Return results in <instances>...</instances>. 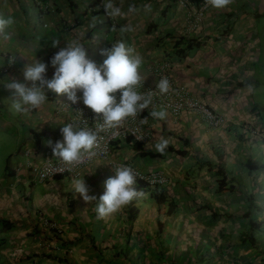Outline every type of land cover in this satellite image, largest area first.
<instances>
[{"label":"crops","instance_id":"crops-1","mask_svg":"<svg viewBox=\"0 0 264 264\" xmlns=\"http://www.w3.org/2000/svg\"><path fill=\"white\" fill-rule=\"evenodd\" d=\"M40 1L45 10L34 0H0V18L13 21L0 33V264H264V0L223 9L207 0H112L115 17L106 0ZM73 40L98 64L101 48L123 41L143 57L144 82L154 79L149 67L165 63L175 84L222 118L212 126L197 113L156 108L166 116H146L139 149L114 143L109 161L163 177L162 203L146 189L97 219L96 202L85 203L72 182L84 176L98 198L114 175L107 160L77 176L33 180L46 142L62 140L59 129L70 123L65 96L46 92L42 106L16 114L4 84L24 82L28 64L49 63ZM7 55L13 65L4 71ZM160 137L166 150L145 154L159 153Z\"/></svg>","mask_w":264,"mask_h":264},{"label":"clouds","instance_id":"clouds-1","mask_svg":"<svg viewBox=\"0 0 264 264\" xmlns=\"http://www.w3.org/2000/svg\"><path fill=\"white\" fill-rule=\"evenodd\" d=\"M232 0H207L215 9L226 8ZM104 9L110 16L120 15V9L114 7L112 0H106ZM13 23L11 18H0V33ZM121 28V31H130ZM58 41H53L57 47ZM99 55L102 61L97 62L87 57V51L79 40H73L51 57L49 63L34 60L23 70V81L14 76L4 88L13 97L11 110L16 114H24L31 109L42 106L46 100V92L64 95L71 104L82 103L84 108L100 117L102 123L96 130L87 126L78 127L66 123L60 127L62 140L53 143L48 140L53 157L59 158L64 164L75 166L85 158L96 156L94 149L98 145L99 132L119 127L128 118H135L139 112L151 103V94L138 91L142 77L140 68L143 57L123 41H116L109 47L101 48ZM53 69L52 75L47 76L48 68ZM156 87L161 94L167 93L170 83L167 77H162ZM83 108L78 112L83 115ZM150 115L158 120L166 116L164 110H153ZM146 122V121H144ZM169 140L160 137L154 148L163 153ZM136 172L131 166L118 165L114 175L104 181V191L97 198L89 195V187L82 178L73 180V190L78 193L85 203L96 202L97 219H104L128 205L132 200L142 195L134 187Z\"/></svg>","mask_w":264,"mask_h":264},{"label":"built area","instance_id":"built-area-1","mask_svg":"<svg viewBox=\"0 0 264 264\" xmlns=\"http://www.w3.org/2000/svg\"><path fill=\"white\" fill-rule=\"evenodd\" d=\"M186 2V0H180ZM38 9H46V5L40 0H34ZM200 15V11L197 12ZM13 65V57L11 55L6 56V62L2 67V70H7L8 67ZM165 63L159 66L149 67L150 72L154 75L152 82L141 81L138 86V91L144 94H151V103L145 109L138 113L135 118H128L122 122V124L114 129L103 130L99 132L98 145L94 149L96 156L92 158H85V160L78 165L70 166L64 164L59 158L53 157L51 148H47L42 152V160L39 165L33 166L30 169L33 180L37 183L44 182L47 179L55 177L57 175H72L77 176L81 168L90 163L93 160L99 159L103 161H109L110 154L113 150V145L116 141L125 140L129 138L131 142L140 143L144 139L142 128L145 126L146 116L156 108H162L169 112L173 117L183 112H192L200 114L201 117L212 126H216L221 123L222 118L211 112L204 104L200 103L196 97L190 94L184 87L175 84L170 76L168 75ZM162 77H167L170 83V89L167 93L161 94L159 89L156 87L157 83ZM64 105L68 110V121L73 123L75 126L84 127L87 126L96 130L97 125L102 123L100 117L92 113L91 110L84 108L82 103L71 104L65 97ZM83 108V115L78 110ZM111 163V167L114 168L118 165L124 164L131 166L129 163ZM132 167V166H131ZM136 177L144 180L149 185L163 183L164 179L159 173H141L134 167ZM50 227H54L53 224H49Z\"/></svg>","mask_w":264,"mask_h":264},{"label":"trees","instance_id":"trees-1","mask_svg":"<svg viewBox=\"0 0 264 264\" xmlns=\"http://www.w3.org/2000/svg\"><path fill=\"white\" fill-rule=\"evenodd\" d=\"M125 141L129 142V143L131 142V140L129 138H126ZM131 143H132L134 148L139 149L138 147H139L140 144H138L137 142H131ZM144 153L148 154L150 156H154V155H156V156L158 155L159 156V155L162 154V153H154L153 154L152 152H148V151H144ZM57 176H60V175H57ZM225 184L226 183L224 182V177H222V178H220L218 180V188H223L225 186ZM134 187L137 189L138 192L146 190V189L149 190L151 195L153 196V198L155 199V201L157 203H162L163 200H164L163 199L164 196L162 194L161 186L158 185V184L149 185L144 180L139 179V178L136 177V183H135ZM228 187L231 188V186H228ZM169 209H170V206H169ZM129 211H130V215L132 216V213H133L132 212L133 211L132 207H129ZM257 228H258V223L252 222V221L249 222V229L253 230V229H257ZM249 240H251V241L253 240L252 237L250 236V234H249Z\"/></svg>","mask_w":264,"mask_h":264},{"label":"rangeland","instance_id":"rangeland-1","mask_svg":"<svg viewBox=\"0 0 264 264\" xmlns=\"http://www.w3.org/2000/svg\"><path fill=\"white\" fill-rule=\"evenodd\" d=\"M260 19L263 20L264 19V15L260 16ZM264 21V20H263Z\"/></svg>","mask_w":264,"mask_h":264}]
</instances>
